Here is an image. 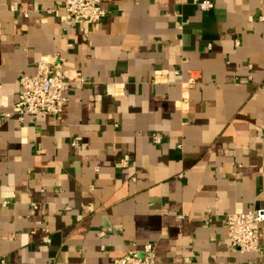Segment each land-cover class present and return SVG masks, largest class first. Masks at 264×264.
Masks as SVG:
<instances>
[{
    "label": "crops",
    "instance_id": "0c3cea01",
    "mask_svg": "<svg viewBox=\"0 0 264 264\" xmlns=\"http://www.w3.org/2000/svg\"><path fill=\"white\" fill-rule=\"evenodd\" d=\"M59 1L0 0V264H114L147 243L156 264H264V224L260 254L225 226L264 207V0H101L83 29ZM48 54L84 82L58 118L7 116Z\"/></svg>",
    "mask_w": 264,
    "mask_h": 264
},
{
    "label": "built area",
    "instance_id": "2783aa9c",
    "mask_svg": "<svg viewBox=\"0 0 264 264\" xmlns=\"http://www.w3.org/2000/svg\"><path fill=\"white\" fill-rule=\"evenodd\" d=\"M58 6L63 9L66 26H79L100 22L106 14L101 0H61ZM214 3L201 0L197 7L201 11H209ZM63 59L58 54H48L36 61L32 75L21 74L17 82L19 91L12 111L7 116L15 115L19 120L25 116H51L58 118L67 102L66 91L73 80L84 82L76 73L74 77L63 71ZM194 83V77L184 84L185 89ZM185 97V96H183ZM156 143L161 137L154 136ZM76 145V141L72 142ZM125 162V161H124ZM121 161L120 163H124ZM264 224V207H258L244 213H229L225 216L226 235L230 248L240 253L260 254V239ZM47 231V230H46ZM49 236L43 237L49 243ZM114 264H156L154 245L147 243L140 251H129L113 261ZM253 264V263H248Z\"/></svg>",
    "mask_w": 264,
    "mask_h": 264
}]
</instances>
